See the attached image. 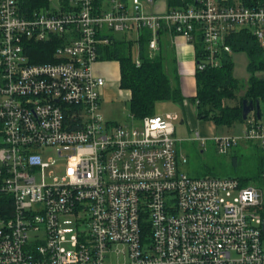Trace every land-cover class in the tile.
<instances>
[{
  "label": "built area",
  "instance_id": "2783aa9c",
  "mask_svg": "<svg viewBox=\"0 0 264 264\" xmlns=\"http://www.w3.org/2000/svg\"><path fill=\"white\" fill-rule=\"evenodd\" d=\"M38 1L0 0V264H264L261 189L183 172L176 114L103 118L107 79L96 71L116 33L135 42L140 66L144 29L149 58L161 30L200 36L195 72L220 66L240 30L264 50L259 0H194L162 14L142 0ZM40 43L50 61L35 62ZM242 123L239 135L212 137L220 153L240 141L264 149V113Z\"/></svg>",
  "mask_w": 264,
  "mask_h": 264
},
{
  "label": "trees",
  "instance_id": "16d2710c",
  "mask_svg": "<svg viewBox=\"0 0 264 264\" xmlns=\"http://www.w3.org/2000/svg\"><path fill=\"white\" fill-rule=\"evenodd\" d=\"M48 0L33 2V7L46 6ZM100 1V0H98ZM248 6H255V0H240ZM169 9L186 8L195 4L194 0H167ZM259 6L264 7V0L258 1ZM150 31L144 29L139 36L140 66L133 61V49L135 42L125 37L111 36V44L101 48L100 59L102 61H115L119 64V87L128 91L130 102V114L137 119L156 115V105L160 102H173L182 105L184 96L178 83H173L165 72V65L160 54L153 58L148 56V42ZM195 49V60L203 58L204 46L200 36L192 42ZM226 43L232 52L242 51L247 56V71L249 74L246 82H240L233 76V62L230 55H221L220 66L206 68L195 72L196 95L191 98L195 104L198 120H209L215 126H230L235 122H243L241 118L242 101H256L260 104V111L264 113V76L257 77L256 73H264V50L259 46L256 38L247 30L234 32L226 37ZM47 44H36L34 52L41 55L35 62H46L52 59V48ZM40 57V56H39ZM244 89L240 97V103L231 106L226 100H236L237 92ZM256 172L252 177L237 179L241 185H256L264 188V149L256 148ZM264 218V201L260 209Z\"/></svg>",
  "mask_w": 264,
  "mask_h": 264
},
{
  "label": "rangeland",
  "instance_id": "374dc122",
  "mask_svg": "<svg viewBox=\"0 0 264 264\" xmlns=\"http://www.w3.org/2000/svg\"><path fill=\"white\" fill-rule=\"evenodd\" d=\"M115 36L117 38L123 37L120 33H116ZM134 52L135 49H133ZM229 55L233 62L232 73L234 78L240 82H246L249 77L248 71L245 69L248 64L247 56L242 51H234ZM97 67H101L105 78L110 80L101 98L100 114L105 119L121 124L130 122L129 93L119 87V73L116 64L112 61L103 62L97 64ZM255 76L260 78L264 76V73H256ZM243 94L244 89L242 88L237 92L236 100H226V104L237 105L238 102L240 103V97ZM156 113L158 115L170 113L178 116L176 120H173L175 138L177 140L175 148L178 154L180 153L187 157V163L180 169L190 177H230L236 180L242 177L250 178L254 176L256 172L255 151L256 148H259L255 143L240 141L227 152L220 153L214 139H212L213 136H235L241 134L244 127L243 123L235 122L230 126L217 125L214 128V132L211 133L208 128L212 126V121L198 120L194 117L195 120L193 119L191 124L190 120L187 122L188 118L185 117L182 107L176 103L170 101L160 102L156 105ZM197 133L200 138H204V142L197 138ZM261 191L264 199V188H261Z\"/></svg>",
  "mask_w": 264,
  "mask_h": 264
},
{
  "label": "crops",
  "instance_id": "0c3cea01",
  "mask_svg": "<svg viewBox=\"0 0 264 264\" xmlns=\"http://www.w3.org/2000/svg\"><path fill=\"white\" fill-rule=\"evenodd\" d=\"M127 3L130 0H125ZM147 0H142L143 8L148 13H165L170 9L167 6V0H152L151 3H146ZM238 2L239 0H233ZM156 54H160L163 58L165 65V72L170 76L173 83H178L182 95L184 96L183 104L180 105L184 111V115L187 122L190 120L193 123L194 117H196L195 104L191 101V98L196 94L195 83V49L192 43L186 42L182 37L174 36V34L168 30H161L158 33V51ZM106 62V61H105ZM116 64V68L119 73V64ZM103 63V62H102ZM108 63V62H106ZM96 71L103 74V69L97 67ZM120 74V73H119ZM118 74V83H119ZM107 85H109V78ZM106 89V88H105ZM105 92V90H104ZM192 118V120H191ZM197 118V117H196ZM195 120V119H194ZM214 123L210 126L209 131L214 132Z\"/></svg>",
  "mask_w": 264,
  "mask_h": 264
},
{
  "label": "water",
  "instance_id": "95a60500",
  "mask_svg": "<svg viewBox=\"0 0 264 264\" xmlns=\"http://www.w3.org/2000/svg\"><path fill=\"white\" fill-rule=\"evenodd\" d=\"M242 108H241V118L242 120H245L248 113L252 111L253 109L256 111L257 116L260 114V104L258 101L253 104L252 101L243 100L242 101ZM263 230H264V220L262 221Z\"/></svg>",
  "mask_w": 264,
  "mask_h": 264
}]
</instances>
